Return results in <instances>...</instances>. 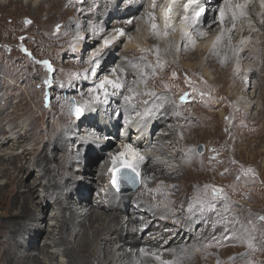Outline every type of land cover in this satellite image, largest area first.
I'll list each match as a JSON object with an SVG mask.
<instances>
[{
  "label": "bare ground",
  "instance_id": "6f19581e",
  "mask_svg": "<svg viewBox=\"0 0 264 264\" xmlns=\"http://www.w3.org/2000/svg\"><path fill=\"white\" fill-rule=\"evenodd\" d=\"M65 1L0 0V9H5V6L14 3L19 11L21 10L19 4L22 8H29L28 3H30L31 6H35V9H44L46 15H50ZM144 1L145 11L141 12L142 17L137 16L135 25L132 18L116 19L121 28L134 25V30L131 31V40L128 37L131 32L125 33V31L119 39L125 37L126 46L130 49L127 55L139 60L142 63V68L149 69V64H151L156 72H163L165 75L169 71H178L183 68L195 75L209 78L208 81L212 80L213 77H210L209 73L213 72L217 79L232 81L228 82L227 90H230L228 94L234 103L243 105L264 103V4L261 0H255L253 6L247 3L244 9L246 19L239 16L235 21L232 19V11L235 10L236 0L230 1L233 6L232 10H229V0L224 1L222 5H219L217 0L209 3L198 0V6L192 5L187 10L184 5L188 3V0H173V10L170 13L167 28H165L161 10L167 0ZM242 2L244 3L245 0ZM153 3H155V7H153ZM104 6L106 7L103 8L99 4L95 8L91 6L79 8L75 17L67 20L66 27L72 28V33L76 34L78 25L85 26L84 24L87 22L92 25L87 30V33L92 37L96 38L105 34L106 31H102L104 27L101 26L102 23L99 19L96 23V21H90L91 16L87 19L83 18L87 14L93 13L91 15L108 19L110 12L112 13L115 7L106 3ZM201 6L203 9L202 12L200 9L196 23L189 29L187 28L189 35L183 36L181 27L185 22L181 12L187 15L190 12L194 14ZM156 7V14H153ZM221 9H225L223 23H221ZM216 11H218V15L214 18ZM67 12L72 13V10H67ZM131 12L130 8L122 9L119 12V17H128L129 15L131 17ZM153 23L157 26L155 29L152 28ZM93 27L96 29V34L93 33ZM140 29H142L141 33ZM113 35H116V30L110 31L104 39ZM160 36L164 38H160ZM84 42L86 41L79 39L76 46L79 47ZM116 42L114 41L109 49ZM127 55L124 54L121 60L128 58ZM178 58L179 60L185 58L186 61L178 62ZM204 58L206 61L203 63ZM121 60H118L114 65L113 71H116L112 76L114 81H117L116 75ZM92 66L88 65L86 70ZM45 81H49V79L45 78L42 81L43 90L54 85L52 82L45 83ZM165 84L166 82L163 83V85ZM248 88L251 89L250 93H246ZM111 89L113 88L111 87ZM131 89V93L127 91L122 94L121 89H113L107 93L115 101L113 108L110 107L111 110L121 111L122 115L125 114L120 132L119 151L116 148L109 149V144L104 141H99L95 145L96 148H101V151H91L88 144L81 145L82 141H86V139H81L79 147H72V140L78 137L76 135L77 126L74 125L73 128L69 125L67 116H57L55 122L48 121L43 128L33 123L30 133L27 128L21 131L20 129L24 126L22 122L26 118H23L22 122L18 124L16 120L20 118L13 116L15 108H12L11 113L7 114L0 106V135H2L0 136V150H2L0 152V177L8 179L3 182L0 178V195L3 194L5 198L3 201L0 200L1 205H5V210L0 214V226L3 227L0 232V264H165V262L194 264L195 261L197 264H204L203 255L200 253L195 255V251L192 250L195 244L194 239L190 236L191 228H182L185 221L196 220V216L191 215L195 205L190 203V199L179 191V182L175 177L181 173V169L175 167L176 165L173 166V161L187 160L185 152L180 153L178 158L177 151L173 147L178 142V146L187 145L185 139L190 135L185 132L183 138H180L176 131L170 129L171 120L166 121L169 113L165 107L157 114L145 113L143 116L138 115L137 117L126 116V112L133 109V105L155 102L157 97L161 96L155 92L152 98L145 99L146 93H148L146 89L141 86ZM160 90L162 89L160 88ZM118 91L121 94L120 98L116 96ZM50 94L52 93L48 91V94L43 96L49 107L53 98V94L52 96ZM125 96L133 97L128 101L130 104L126 103ZM179 97L180 102H185L184 100L188 98L183 93ZM144 99L145 102L141 103ZM160 99L165 102V97ZM91 103L89 107L85 108L84 115L86 113L92 115L95 112L96 105ZM219 113L221 116L224 115L222 110ZM261 114V111L254 112L255 116ZM149 116L154 117L148 120L146 125H143ZM137 118L139 119L137 120ZM7 123L10 126L4 129V125ZM159 123L161 126L157 128L155 131L157 134L152 139L150 132L154 131ZM130 126H134L133 134H131L133 141L127 145H131L135 153H138L143 159L130 154L125 156L140 176L139 188L133 197L134 204L132 205L134 206L130 210L132 216L125 221L127 222L125 224L122 220L124 218L122 212L124 205L130 199L128 195L119 194L110 187L109 170L113 167L112 158L114 156L128 152L124 141ZM33 130L42 132L37 138H34L35 135L31 136ZM45 137L47 142H44L40 147L39 144ZM28 141L34 143L30 149L26 147ZM101 157V165L97 166L100 161L96 162V160ZM83 160L86 161L81 163L82 165L93 163L91 166H95V171L97 170L96 174L94 172L87 174L88 177L90 176V186L99 184L97 194L89 199L85 197L86 185H80L74 174V170L82 171L80 168L76 169L74 165ZM35 166L37 174L35 173L31 182L24 185L21 174L26 169L34 170ZM91 166L87 172L92 171ZM83 169L85 170V168ZM188 171L186 168L187 175L190 173ZM40 178L43 180L42 182ZM186 181L193 182L189 176ZM23 186L26 187V190L25 188L21 190ZM37 186L42 187L41 192H38ZM42 192L43 195H41ZM69 197L73 198L74 202L68 201ZM49 199H51V207L54 212L47 217L50 220L48 223L44 207L50 201ZM110 205L111 207H108ZM109 209H114L115 212H109ZM142 218H146L145 225L140 223ZM153 218L156 220L150 224V219ZM234 221L236 220L234 219ZM167 224L174 225L175 228L170 229L173 232L165 239V233L170 232V230L164 229ZM146 226L149 228H145ZM146 230L148 232L144 233ZM42 232L44 233L42 234ZM237 232L236 230L232 233V238H238ZM215 235L213 238L208 239L209 236L207 237V246L215 245L220 248L225 240L219 239ZM223 248L220 251L214 249L211 252L220 258L227 249L224 245ZM65 257L68 259L64 260ZM215 264L225 263L219 260Z\"/></svg>",
  "mask_w": 264,
  "mask_h": 264
},
{
  "label": "rangeland",
  "instance_id": "374dc122",
  "mask_svg": "<svg viewBox=\"0 0 264 264\" xmlns=\"http://www.w3.org/2000/svg\"><path fill=\"white\" fill-rule=\"evenodd\" d=\"M204 1L209 3L213 0ZM224 1L226 0H217V3L222 5ZM247 1L250 6L255 3V0ZM105 3L115 7V10L110 12L108 19L91 15L93 13L83 17L87 19L91 16L90 21H96V23L99 19L102 23L101 26L104 27L102 31H106L105 34L103 33L96 38L92 37L87 33L92 25L87 22L84 24L85 26L78 25L76 34L72 33V28L66 27L67 20L75 17L79 8H87L86 6L95 8L99 4L104 8L106 7L104 6ZM144 3V0H66L60 8L53 10L50 15H46L44 9H35V6H31L30 3H28L29 8H22L19 4V8H21L19 11L14 3L5 6V9H0V106L4 113H11L12 108H15L13 116L20 118L16 120L18 124L22 122L23 118H26L22 122L24 126L20 130L27 128L29 133L34 124L43 128L48 121L55 122L57 116H67V123L73 128L74 125L77 126L76 135L78 137L72 140V147H79L81 139H86V141H82L81 145L88 144L91 151H101V148L98 149L95 146L99 141L108 143L109 149L116 148L119 151L120 132L125 114L122 115L121 111H112L110 107L113 108L115 101L102 92L98 93L100 101H94L93 95L95 94L90 93L89 89L95 87L104 77L113 80L112 76L116 72L113 71L114 65L130 50L126 46L125 37L117 39L114 48L106 50L100 64L95 65V74L86 71V67L90 65L87 61L91 53L100 48L104 37L110 31L122 29L125 33H130L134 30L137 16L142 17L141 12L145 11ZM237 3L243 2L241 0ZM126 8L131 9V17L130 15L119 17V12ZM200 9L202 10L203 7H199L196 12H200ZM67 10H72V13L67 12ZM156 11L157 7L153 14H156ZM191 13L187 15L181 12L183 17L188 16L189 18L193 15ZM217 15L218 11L214 14V18ZM117 18H121V20L132 18L134 25L121 28L116 22ZM240 18L244 19L245 16H240ZM247 21L250 22L248 19ZM141 31L142 29H140V33ZM128 37L130 40L132 39V32L128 34ZM160 38L164 37L160 36ZM79 39L86 42L77 47L76 43ZM127 56L128 58L121 60L116 75L117 81L124 84L125 87L120 92L123 94L128 91L126 90L128 88L141 86L147 92L153 91V93L160 94V98L165 97V102L157 97L155 102H146L143 105L135 104L133 109L126 112V116L137 117L138 115L143 116L145 113L157 114L165 107L169 113L166 121L171 120L170 129L176 131L180 138H183L185 132L190 135L185 139L187 145L178 146V142L176 147H173L177 151V156L185 152L187 160L183 162L173 161V166L176 165L175 167L181 169V173L175 177L176 181L179 182V191L190 199V203L195 205L191 215L196 216V220L185 221L182 225V228H191L190 236L194 239L195 244L192 250L195 251V255L197 253L203 255L204 264H215L219 260L220 262L221 260L224 261L225 264H264V220L259 219V217L264 216V103L244 105L234 103L228 94L230 90H227L228 84L232 81L217 79L213 72L209 73V76L213 77L209 81V78L195 75L183 68L178 71H169L165 75L163 72H156L151 64H149V69L142 68V63L139 60L130 57V55ZM184 60L186 61L185 58L180 60L178 58L177 61L182 62ZM43 61L49 62L51 71ZM205 61L204 58L203 63ZM75 74H79V79H72ZM45 78L54 85L43 90L42 81ZM70 80L71 84L69 83ZM164 82H166L165 85H163ZM139 83L141 85H138ZM108 89V92L113 90L111 87ZM250 90V88L246 89V93H250ZM48 91L53 94V96L50 94L53 97L50 107L45 103L43 97L48 94ZM120 92L116 94L119 98L121 97ZM181 93L188 97L187 101L180 102L179 95ZM148 97L152 98L153 95H146L145 99ZM71 98L74 99L76 106L81 107L84 106L85 101L93 102L96 105L95 112L92 115L83 114L79 118L73 116L70 111ZM145 99L141 103L145 102ZM116 102L118 103V101ZM220 110L224 112V115H220ZM258 111H261L262 114L255 116L254 112ZM152 117L154 116H149L143 125H146L145 123H148ZM9 126L10 124L7 123L4 125V129ZM160 126L161 123L154 128V131L150 132L152 139ZM133 127L128 128L124 141L126 145L133 141L131 135L133 134ZM41 132V130L35 132L33 130L32 135L28 134L32 137L35 135L34 138H37ZM44 142H47L46 137L39 146L41 147ZM27 144L26 147L30 149L34 143L28 141ZM199 145L202 146L201 152L198 151ZM84 161L86 160L74 165L76 169H82V171L74 170V174L80 185H86L85 197L89 199L97 194L99 184L90 186V176L88 177L87 174H93L92 172L96 174L97 170L95 171V166H91L93 163L82 165L81 163H85ZM99 161L97 166L101 165L102 157L96 160V162ZM90 166L92 171L87 172ZM36 168L35 166L34 170L26 169L21 174L24 185L31 182L37 174ZM186 168L190 172L189 175L185 173ZM249 169L251 171H248ZM120 174L127 176L123 186L129 185L133 177L138 178V186L134 190L117 191L111 184V173L109 175L110 187L119 194L128 195L130 199L124 205L122 212L124 217L122 220L125 222L132 216L130 210L134 206L132 205L134 204L133 197L139 188L140 176L138 171L136 169L133 171L132 168L122 169ZM188 176L193 181L192 183L185 182ZM0 178L3 182L8 180L6 177ZM40 181L43 180L40 178ZM37 187L39 188L38 192H41L42 187ZM24 188L26 190L25 186L21 190ZM214 189L219 191H214ZM4 199V195H0V200L3 201ZM49 200L44 207L46 218L54 212L51 207V199ZM67 200L74 202L73 198L70 197ZM4 210L5 205H1L0 202V214ZM109 212H115V210L109 209ZM46 220L48 223L50 222L48 218ZM145 220L146 218H142L140 223L145 225ZM150 220L151 224L156 218ZM145 228H149V226ZM171 228L174 229L175 226L167 224L164 229L169 231ZM2 229L3 227L0 226V232ZM236 230L238 231L237 239L231 236ZM146 232L148 230L144 231V233ZM172 232L173 230H170V232L165 233V239ZM214 235L225 240L223 245L227 249L220 258L211 251L214 249L220 251L224 249L223 245L220 246L221 249L215 245L207 246V237L209 236L208 239L213 238ZM207 249L210 250L207 251ZM235 253H237L236 256H233ZM232 256L233 258H230ZM67 259L68 257L64 258V260ZM194 264H197V261Z\"/></svg>",
  "mask_w": 264,
  "mask_h": 264
},
{
  "label": "snow or ice",
  "instance_id": "6c2138e0",
  "mask_svg": "<svg viewBox=\"0 0 264 264\" xmlns=\"http://www.w3.org/2000/svg\"><path fill=\"white\" fill-rule=\"evenodd\" d=\"M262 4H264V0H262ZM192 5H197L198 6V0H188V3L184 5L185 9L187 10L189 7H191ZM155 3H153V7H155ZM247 6V0H245L244 3H237L234 5L235 10L232 11V19L235 21L236 19H238L239 16H243L245 15V11L244 9ZM233 6L230 3L229 0V10H232ZM162 13H163V18H164V22H165V28H167L169 19H170V13L173 10V0H167V3L162 7ZM202 11V10H201ZM200 12H194V14L191 17V21L189 23V17L185 16L184 17V26L181 27V33L183 36H188L189 33L187 31V28L191 27L192 25H194L196 23V18L199 17ZM224 16H225V9H221V23H223L224 21ZM129 23H131V21H129ZM157 26L155 23L152 24V28L155 29ZM93 33L96 34V29L95 27H93ZM123 30L122 29H117L116 30V35H113L111 37H107L102 41L101 47L99 49H97L96 51L92 52L91 55L88 58V63L90 65H93V67H91L90 69L86 70V71H91L93 72V74H95L96 72V68L95 65L100 64L101 62V58L104 56L105 51L113 44L114 41H116L117 39H119V37L123 36ZM159 34V33H157ZM167 33L165 32V35ZM43 63L45 64V66L48 67V69L51 71V65L49 64L48 61H43ZM72 79H79V74H75ZM50 81H45V83H49ZM69 83L71 84V80L69 81ZM111 86L113 89L116 90H120L124 87V84L118 82V81H114V80H110L108 79V77H104L103 79H101L99 81L98 84L95 85V87L90 88L89 92L93 93L95 95H93V100L94 101H100V96L98 93L102 92L104 93L105 96H107L108 93V87L107 86ZM128 91L131 93L132 89L129 88ZM147 95H155V93L153 92H148L146 93ZM133 97L132 96H125L124 99L126 102L130 101ZM181 99H183V97H181ZM73 104V110L75 115L77 116V118H79L80 116H82L84 114L85 108L90 106V102L89 101H85L84 106H75L74 101L72 102ZM125 148L128 150V152H122L119 153L117 156H114L112 158V163H113V167L109 170L111 175H112V180H111V184L114 188H116L117 191H119V179H127V176L125 175H120L118 177V173H121L122 169H127V168H132L133 171H135V168L132 167L131 163L124 159V157L126 155H132L133 157H138L139 159H143L142 156H139L138 153H135V151L131 148V145H126ZM119 165V166H117ZM248 171H251L250 169ZM214 191H219L214 189ZM259 219L264 220V216L259 217ZM227 238V237H225ZM143 251V250H141ZM165 264H172V262H165Z\"/></svg>",
  "mask_w": 264,
  "mask_h": 264
},
{
  "label": "water",
  "instance_id": "95a60500",
  "mask_svg": "<svg viewBox=\"0 0 264 264\" xmlns=\"http://www.w3.org/2000/svg\"><path fill=\"white\" fill-rule=\"evenodd\" d=\"M74 101L73 99L71 100ZM70 110H73V104L70 106ZM202 146H198V151L201 152ZM118 177L121 175L120 173L117 174ZM124 179H119V190H131L135 189L138 186V178L133 177V179L129 182L130 184L127 186H123Z\"/></svg>",
  "mask_w": 264,
  "mask_h": 264
}]
</instances>
